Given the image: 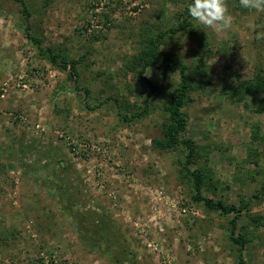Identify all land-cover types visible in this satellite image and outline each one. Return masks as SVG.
Instances as JSON below:
<instances>
[{
	"label": "rangeland",
	"instance_id": "obj_1",
	"mask_svg": "<svg viewBox=\"0 0 264 264\" xmlns=\"http://www.w3.org/2000/svg\"><path fill=\"white\" fill-rule=\"evenodd\" d=\"M22 1L29 34L77 60L79 77L27 37L21 2L0 0V264H239L233 235L244 236L247 264H264V112L249 94L223 93L264 76V39L246 27L264 31V13L225 0L233 28L218 31L188 15L189 0ZM182 16L191 25L159 40ZM174 59L198 85L203 63L212 79L184 108V136L203 194L247 206L233 235L235 214L193 200L187 149L154 145L175 105L179 74L161 73ZM149 83L148 115L121 122L118 110L138 112Z\"/></svg>",
	"mask_w": 264,
	"mask_h": 264
},
{
	"label": "trees",
	"instance_id": "obj_2",
	"mask_svg": "<svg viewBox=\"0 0 264 264\" xmlns=\"http://www.w3.org/2000/svg\"><path fill=\"white\" fill-rule=\"evenodd\" d=\"M18 2H21L23 6V14L26 17V35L27 37L36 43L37 47L39 48V51L42 55L47 56L49 62L57 67L61 71H67L69 70V73L71 75L68 76L69 80L74 78V82H77V78L79 77V70H78V61L73 60L69 61L68 57L63 54H57L52 53L50 50H44L42 48V40L36 37H32L29 34V31L31 30V25L29 22L30 13L25 6L24 2L22 0H18ZM190 2V0H189ZM188 2V3H189ZM106 15V13H103ZM191 24L188 22L186 17L182 16V22L176 29H170L166 31L165 33H162L159 36V40L164 39V37L167 35V33H171L174 35V33H179L180 31L186 30ZM158 39L154 42L151 41V44L155 47V52L153 54L152 59V65L157 66L159 59H160V53L158 50ZM170 64L168 67H165L161 70V73L163 75H167L169 71H177L179 74V84L176 88V94H175V105L173 110L169 114V120L170 123L168 124V129L164 135V138L162 140H155L154 145L156 148L160 150H169L173 149L177 146L183 145L187 149L186 159L184 163V169L194 178V189L195 193L193 195V200L197 203H202L207 209L212 211H217L221 215H229V214H235L234 219L232 220L233 225V231L232 235L234 234V230L237 226L236 220L242 214L244 213V209H247V206L244 205L243 207H235L233 205L227 204L223 200H215L206 197L203 194V186L205 182V176L200 172L199 170H192L191 166L194 163V158L196 155V147L194 142L191 139L185 138L184 134L187 130L188 125V115L184 112V108L190 102L193 100L191 97L192 92L195 90L196 85L201 86V88H204L205 86H211L212 79L208 76L204 63L201 66L196 67V76H206V80L200 81L204 83H196L193 81L188 73V66L181 61L180 59H174L169 61ZM159 68V67H158ZM161 69V67L159 68ZM144 69L141 70L138 73L139 78L145 80L143 74ZM156 87L149 83V90H148V97L144 99L143 106L139 107V111L134 113L132 116H129L127 113H123L122 111L118 110L117 115L119 117V120L126 124H132L136 119L143 118L144 116L148 115V109L150 106V96L155 92ZM223 93L228 96L232 102H241V100L244 98L245 94H249L252 99L257 100L258 107L253 111V113H260L264 112V99H262V95L264 94V76L262 75V72L259 71L255 75H253L249 80L240 83L237 88L231 87V88H223ZM85 92L89 94V91L86 89ZM117 102V100H115ZM96 108V107H92ZM260 127L256 126V129H259ZM260 136L257 135V138ZM256 221V220H255ZM232 240L235 244H238L240 246L239 249V264H247L244 259V246H245V239L243 235H239L238 237L232 236Z\"/></svg>",
	"mask_w": 264,
	"mask_h": 264
},
{
	"label": "clouds",
	"instance_id": "obj_3",
	"mask_svg": "<svg viewBox=\"0 0 264 264\" xmlns=\"http://www.w3.org/2000/svg\"><path fill=\"white\" fill-rule=\"evenodd\" d=\"M239 4L249 12L264 13V0H239ZM186 7L188 15L205 29L226 31L233 28V17L225 0H190ZM246 27L255 31L257 40L264 39V31H256L253 22Z\"/></svg>",
	"mask_w": 264,
	"mask_h": 264
},
{
	"label": "built area",
	"instance_id": "obj_4",
	"mask_svg": "<svg viewBox=\"0 0 264 264\" xmlns=\"http://www.w3.org/2000/svg\"><path fill=\"white\" fill-rule=\"evenodd\" d=\"M4 96V93L2 94V97Z\"/></svg>",
	"mask_w": 264,
	"mask_h": 264
}]
</instances>
